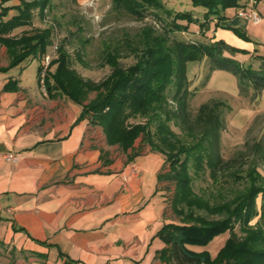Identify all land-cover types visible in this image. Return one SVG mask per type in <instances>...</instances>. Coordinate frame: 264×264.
<instances>
[{
  "label": "crops",
  "instance_id": "crops-1",
  "mask_svg": "<svg viewBox=\"0 0 264 264\" xmlns=\"http://www.w3.org/2000/svg\"><path fill=\"white\" fill-rule=\"evenodd\" d=\"M19 2L6 0L0 8ZM261 2L247 0L228 17L227 9L222 19L212 16L207 38L242 44L218 22L241 27L254 39L250 25L240 23L247 18L237 11L255 9L260 20H247L262 25ZM14 13L10 9L3 18ZM189 29L198 32L195 23ZM35 58L7 67L9 53L0 44V264H172L160 256L166 245L158 234L171 221L159 177L164 155L149 148L131 161L105 164L101 130L79 119L80 104L42 89L38 58L34 72H27ZM225 234L218 244H224Z\"/></svg>",
  "mask_w": 264,
  "mask_h": 264
},
{
  "label": "trees",
  "instance_id": "trees-1",
  "mask_svg": "<svg viewBox=\"0 0 264 264\" xmlns=\"http://www.w3.org/2000/svg\"><path fill=\"white\" fill-rule=\"evenodd\" d=\"M6 0H0L3 3ZM50 0H20L18 4L0 8V44L7 47L9 64L16 65L27 57L40 60L37 74L41 69L43 57L51 44L48 29L24 31L20 35H11L18 26L31 22V9L50 4ZM207 10L202 20L189 11L174 12L161 0H111V9L125 11L137 18H143L148 9H162L171 22L159 31L152 26H145L132 47L136 60L128 66H121L116 60L117 54L111 52L107 61L112 66L110 74L100 82L83 80L81 76L69 69L65 53L52 60L56 63L54 70H49L45 77V89L49 96L56 91L64 93L73 102L81 105L79 119L87 118L89 123L100 125L106 142L118 144L127 153L131 161L139 152L133 147L136 137L141 136L150 149L164 155L169 170L159 175L161 180L174 184L171 205L178 216V221H168L158 231L166 247L160 256L172 264H264V174L256 166L247 170L249 185L245 191L225 200H215L210 192L201 194L193 188V177L208 169L213 181H218V173L225 167L220 153V133L223 120L220 115L221 100L202 102L191 118L188 106L189 61L207 60L210 69L219 67L232 71L239 80V93L244 97L256 99L264 89V54L258 55L257 64L241 65L236 59L226 55L227 52L240 51L222 39L202 43L194 40L170 37L172 30H185L189 23H197L200 29L207 26L212 16L222 19L226 7H239V0H192ZM256 1V0H255ZM245 5V4H244ZM245 8V7H244ZM10 9L16 13L4 19ZM185 19L187 23L177 20ZM216 26L229 28L246 40H251L241 27L228 24ZM173 85V99L178 103V110L167 108V90ZM8 88V84L6 85ZM5 86V87H6ZM96 94L87 100L89 91ZM250 92V93H249ZM87 100V101H86ZM180 118L185 125L188 141L181 140L170 127L172 118ZM144 117V121L127 124L132 117ZM154 123L151 129L150 124ZM234 180L241 179L242 173L231 171ZM221 186V185H220ZM219 186V187H220ZM218 187V188H219ZM220 190V189H219ZM261 197L260 208L256 199ZM207 214H223V217L208 218L197 211ZM260 214L253 227L247 224ZM238 224L244 235L234 232ZM229 233L224 244L215 256L207 250H195L189 245H206L215 235Z\"/></svg>",
  "mask_w": 264,
  "mask_h": 264
},
{
  "label": "rangeland",
  "instance_id": "rangeland-1",
  "mask_svg": "<svg viewBox=\"0 0 264 264\" xmlns=\"http://www.w3.org/2000/svg\"><path fill=\"white\" fill-rule=\"evenodd\" d=\"M161 1L166 8L174 12L189 11L194 17H199L200 20H202L203 14L207 10L200 4H194L192 0ZM245 1L247 0H239V3L244 4ZM49 2L50 4L43 8L35 6L31 9L32 18L29 23L30 27L27 29V31L41 29L50 31L51 44L47 54H50L51 59L44 69V82L47 72L54 70L56 66V63H53L52 60L59 57L62 52L67 56L69 69L73 70L77 76H81L83 80L100 82L112 70V66L107 61L109 52L117 54L116 60L121 66H128L136 60L132 47L136 45L141 30L150 25L155 30L161 31L171 22V17L159 8L148 9L143 18H137L125 11H114L111 9V0H50ZM261 5H264V2H261ZM226 9L228 17V14H232L237 7H226L221 11L222 15H224ZM177 21L187 23L185 19H178ZM232 23H237V21L233 20ZM240 23L243 26L249 24V31L255 38L246 40L232 31L242 44H228L241 50L232 53L226 52L225 54L236 59L241 65L252 64L255 66L258 62V55L264 54V24L255 25L247 19ZM195 25L198 30L197 33L192 34L187 27V29L181 31H170V37L202 43L212 41L207 38L205 33L209 29L208 24L201 29L197 23ZM37 64L38 59L35 58L27 72H31V70L34 72ZM187 75L189 78V94L187 97L189 117L192 118L195 115L198 106L202 102L221 100L224 103L220 106V115L223 120V128L220 133V153L226 162L225 167L222 171H219L216 183L209 176L208 169L204 173L194 176L193 188L197 193L207 195L210 192L214 194L213 197L218 201L229 199L246 190L249 185V178L246 173L252 166H256L264 174V89H261L256 99L248 96L244 97L239 93V80L236 74L219 67L210 69L208 61L204 59L189 61ZM173 90V85H170L167 90V108L176 112L178 103L172 97ZM95 94L96 91H89L87 100L93 98ZM144 120L145 118L141 116L132 117L127 120V124ZM169 124L181 140H189L185 129L186 124L180 118H174L172 115ZM92 125H96L102 132V138L105 142H101L103 144L101 155L105 164L110 163L112 160L127 161V153L132 152L131 149L125 152L118 144L107 143L102 127L97 124ZM154 125V123L150 124L151 129L154 128ZM133 147L138 152L150 148L147 143L143 142L141 136L135 138ZM168 170L169 167L166 162L163 172ZM235 170L242 173L243 177L241 179H233L231 171ZM161 186L167 195L168 218L178 221V216L171 205L174 184L169 180H161ZM260 202L261 197L258 195L256 199L257 209L260 208ZM197 212L206 215L208 218H220L225 215V213L209 215L203 210ZM259 215H255L247 226L254 228V224L260 218ZM261 223L264 225V221ZM233 230L239 236L245 234V231H242L238 224L234 225ZM225 232L215 235L207 243L209 245L192 244L191 246L204 247L205 249L212 248L213 251H218L222 245L218 242L226 235Z\"/></svg>",
  "mask_w": 264,
  "mask_h": 264
},
{
  "label": "built area",
  "instance_id": "built-area-1",
  "mask_svg": "<svg viewBox=\"0 0 264 264\" xmlns=\"http://www.w3.org/2000/svg\"><path fill=\"white\" fill-rule=\"evenodd\" d=\"M237 14L242 16V17H245V18H247L253 22H258L260 20V15L253 8H241ZM50 59H51L50 54H46V56L44 57V60L41 63V69H40L39 74H38V80H39V83L41 84L43 90H45V85H44V75H45L44 72H45V70L44 69L49 64ZM5 157L7 159H11V160L17 159V156L15 154H7V155H5Z\"/></svg>",
  "mask_w": 264,
  "mask_h": 264
}]
</instances>
